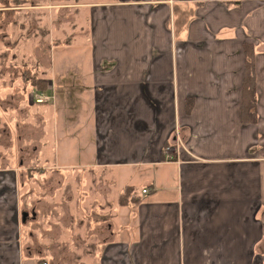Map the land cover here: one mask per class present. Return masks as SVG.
<instances>
[{
  "label": "crops",
  "instance_id": "obj_1",
  "mask_svg": "<svg viewBox=\"0 0 264 264\" xmlns=\"http://www.w3.org/2000/svg\"><path fill=\"white\" fill-rule=\"evenodd\" d=\"M75 5L72 41L20 79L16 133L52 158L0 166V264H264V0Z\"/></svg>",
  "mask_w": 264,
  "mask_h": 264
},
{
  "label": "rangeland",
  "instance_id": "obj_2",
  "mask_svg": "<svg viewBox=\"0 0 264 264\" xmlns=\"http://www.w3.org/2000/svg\"><path fill=\"white\" fill-rule=\"evenodd\" d=\"M33 2L38 3L37 12L30 8ZM76 3L77 0H0V5L23 8V13L18 16L13 13L14 8L6 11L0 9V166H16L19 162L30 161V143H23L29 141V134L25 133L27 140L24 138L21 142L19 136L23 133H16L15 123L19 122V117L18 112L14 110L20 109L18 105L24 96L22 89L24 85L20 83V79L26 78L27 81L32 70L49 65V52L45 48L47 46L51 48V43H54L53 48H56L57 45L65 46L72 41V33H69L71 27L68 25L75 17ZM69 4L70 8L67 7ZM67 21L70 24H67ZM50 30L53 36H49ZM53 53L55 67L65 66V62L69 66L75 63L72 57L70 59L66 57L65 62H62L61 50ZM3 109H6V112H3ZM24 114L25 111L21 117ZM49 123L50 120L45 127L47 135L40 142L48 141V144L52 142L51 137L50 140L47 138L51 134ZM32 156L33 164L42 163L44 158H48L50 162L52 158L51 155L43 154Z\"/></svg>",
  "mask_w": 264,
  "mask_h": 264
},
{
  "label": "trees",
  "instance_id": "obj_3",
  "mask_svg": "<svg viewBox=\"0 0 264 264\" xmlns=\"http://www.w3.org/2000/svg\"><path fill=\"white\" fill-rule=\"evenodd\" d=\"M243 53L246 58L245 73L242 81V104L241 117L245 121L255 120V71L253 64L254 48L250 43L242 44ZM32 85H37L38 81L35 78L31 80ZM43 88H39V90ZM133 194V188L125 187L118 197L119 203H126V199ZM135 200V198H134Z\"/></svg>",
  "mask_w": 264,
  "mask_h": 264
},
{
  "label": "built area",
  "instance_id": "obj_4",
  "mask_svg": "<svg viewBox=\"0 0 264 264\" xmlns=\"http://www.w3.org/2000/svg\"><path fill=\"white\" fill-rule=\"evenodd\" d=\"M49 99L50 98L47 97L46 95H44L42 92H37V93L31 95V100L35 103H42V102L48 101ZM142 192L147 193V189L143 188ZM43 264H45V263H43Z\"/></svg>",
  "mask_w": 264,
  "mask_h": 264
},
{
  "label": "water",
  "instance_id": "obj_5",
  "mask_svg": "<svg viewBox=\"0 0 264 264\" xmlns=\"http://www.w3.org/2000/svg\"><path fill=\"white\" fill-rule=\"evenodd\" d=\"M27 215V213L26 212H23L22 213V221H24L25 220V216Z\"/></svg>",
  "mask_w": 264,
  "mask_h": 264
},
{
  "label": "flooded vegetation",
  "instance_id": "obj_6",
  "mask_svg": "<svg viewBox=\"0 0 264 264\" xmlns=\"http://www.w3.org/2000/svg\"><path fill=\"white\" fill-rule=\"evenodd\" d=\"M6 14V13H5Z\"/></svg>",
  "mask_w": 264,
  "mask_h": 264
}]
</instances>
